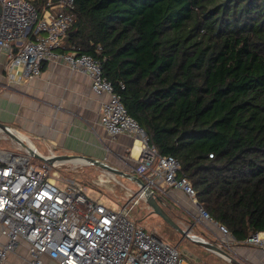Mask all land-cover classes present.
Wrapping results in <instances>:
<instances>
[{
  "label": "trees",
  "instance_id": "1",
  "mask_svg": "<svg viewBox=\"0 0 264 264\" xmlns=\"http://www.w3.org/2000/svg\"><path fill=\"white\" fill-rule=\"evenodd\" d=\"M74 12L66 48L102 59L204 208L239 242L264 231V0H75Z\"/></svg>",
  "mask_w": 264,
  "mask_h": 264
},
{
  "label": "built area",
  "instance_id": "2",
  "mask_svg": "<svg viewBox=\"0 0 264 264\" xmlns=\"http://www.w3.org/2000/svg\"><path fill=\"white\" fill-rule=\"evenodd\" d=\"M48 4L40 12L33 0H0V47L8 53V75L15 78L20 72L37 77L48 62H63L74 71L87 73L94 92L109 95L100 107L101 126L111 138L121 134L133 138L128 171L156 193L182 190L190 199L193 219L215 225V242L236 250L239 241L200 203L191 180L179 174V160L159 153L129 114L114 84L104 75L102 59L81 53L73 45L66 48L65 40L77 20L75 0ZM137 141L140 147L135 155ZM34 150L44 155L36 146ZM32 156L35 154L0 149V264H16L12 254L25 264H45L46 258L58 264H191L177 246L131 216V204L145 201L140 183L125 203L109 206L102 196L90 195L81 182L61 181L55 168L75 159L38 165L31 162ZM245 242L264 250V231ZM22 248L27 255L22 254Z\"/></svg>",
  "mask_w": 264,
  "mask_h": 264
},
{
  "label": "crops",
  "instance_id": "3",
  "mask_svg": "<svg viewBox=\"0 0 264 264\" xmlns=\"http://www.w3.org/2000/svg\"><path fill=\"white\" fill-rule=\"evenodd\" d=\"M8 63V53L0 47L1 122L11 125L33 143L34 139L40 141L47 148V152L41 151L44 155H49L51 151L82 154L120 168H126L128 161H133L128 154L132 136L121 134L111 138L101 126L100 107L109 95H97L87 73L74 71L63 62H48L37 77H26L18 72L12 78L8 75ZM96 168L108 178L115 176L99 166ZM134 185L139 189V182L134 180ZM184 195L182 190L170 188L165 195L172 201V204L168 201L169 208L180 202L178 199H183ZM189 206L185 203L183 207L187 212L193 211ZM235 248H239L237 243ZM241 248L244 255H249L248 249L253 250L256 256L253 260L264 264V250L260 247ZM22 254L27 255V250L22 248ZM14 256L11 255V260L16 264H25L21 257L14 259ZM45 264L58 262L46 258Z\"/></svg>",
  "mask_w": 264,
  "mask_h": 264
},
{
  "label": "rangeland",
  "instance_id": "4",
  "mask_svg": "<svg viewBox=\"0 0 264 264\" xmlns=\"http://www.w3.org/2000/svg\"><path fill=\"white\" fill-rule=\"evenodd\" d=\"M34 141L36 147L40 151L47 152V148L44 147L40 141L36 139H34ZM0 149L12 151L15 153L28 154V151L26 149H24L22 146L20 147L19 145H17L16 141H14L10 136H8L7 134L5 135V133L1 131ZM31 162L41 165L43 164L44 160L40 157L32 156ZM55 170H57L63 178L61 179V181L68 179L81 182L84 186H86L87 192L90 195L95 194L96 197L102 196L109 206L125 203L126 200H128L129 197L134 196L135 192L138 190L137 186L134 185L133 179L121 175H118V177L113 176L111 179V183L108 186L102 185L103 183H105L106 179L109 180V178L108 176L103 174V172L98 170L96 166H94V164H78L67 162L55 168ZM127 187H129L130 190L127 189ZM167 198L169 199L170 204H172L170 197ZM181 199L182 198L178 199L180 200V202L178 201L177 204L173 202L174 206L170 208L169 203L165 200L166 203L164 204V206L180 225H182L184 228H187L190 223H193L194 219L190 212H187L188 210L183 206H185V203H188L191 206V203L187 195H184L183 199ZM131 205L132 207L130 213L134 219L140 220L148 230L155 231L157 235L166 242H170L171 244L177 246L178 250L181 253V256L186 258L191 264H231L229 261L218 255L217 253L195 243L191 239L182 235V233L176 230L160 215L152 213V208L147 204L146 201L141 199L139 203H132ZM202 231H204V233H202L201 235ZM191 233L203 236L213 241H217L214 236V233L218 234L215 225L213 226L210 224L198 222L191 229ZM237 244L239 245V248L237 250L234 249L230 252L245 264H257V262L253 260V258L256 259L254 251L248 249L247 251H249V255H244L241 254V250H243L241 247L246 246L248 248H258V245L251 242H237ZM13 258H17V255H15ZM17 264H20V262H18Z\"/></svg>",
  "mask_w": 264,
  "mask_h": 264
},
{
  "label": "water",
  "instance_id": "5",
  "mask_svg": "<svg viewBox=\"0 0 264 264\" xmlns=\"http://www.w3.org/2000/svg\"><path fill=\"white\" fill-rule=\"evenodd\" d=\"M75 32H76L75 30H72L70 34L72 35ZM0 131L10 136L14 141L19 143L28 152L35 154V156L42 158L44 161L52 162L54 160H69V159L82 158V159H85L86 163L99 166L113 175L125 176V177L131 178L139 182L141 186L145 189V201L152 208V213L160 215L164 220H166L169 224H171L176 230L182 233V235L191 239L195 243L217 253L218 255L222 256L227 261H229L231 264H245L239 258L234 256L229 250L217 244V242L211 239H207L200 235L192 234L191 229L193 226H195L198 223L197 221L194 220L191 227H187V228H184L182 225H180L174 219L172 214L166 210L164 206L165 204L164 197L154 192L141 177H139L136 174L131 173L130 171H128L127 168H120L105 160L96 159V158L82 155V154L56 153L54 151H51L52 155L44 156V155L37 153L34 150V148L30 145V143L21 137L20 135L21 133L17 129L12 127L11 125L0 121Z\"/></svg>",
  "mask_w": 264,
  "mask_h": 264
},
{
  "label": "bare ground",
  "instance_id": "6",
  "mask_svg": "<svg viewBox=\"0 0 264 264\" xmlns=\"http://www.w3.org/2000/svg\"><path fill=\"white\" fill-rule=\"evenodd\" d=\"M21 135V137L23 138V139H25L26 141H28L29 143H30V145L35 149V145H34V143L31 141V139H29L28 137H26L25 135H23V134H20ZM140 145V141H137V145H136V148H135V155H137L138 154V152H139V146ZM73 162L74 163H86L85 162V159H82V158H77V159H75V160H73Z\"/></svg>",
  "mask_w": 264,
  "mask_h": 264
}]
</instances>
